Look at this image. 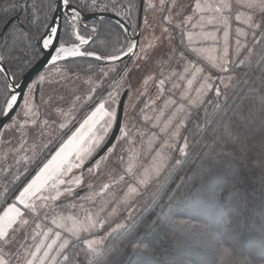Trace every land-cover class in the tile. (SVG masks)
Here are the masks:
<instances>
[{
    "label": "snow or ice",
    "instance_id": "obj_1",
    "mask_svg": "<svg viewBox=\"0 0 264 264\" xmlns=\"http://www.w3.org/2000/svg\"><path fill=\"white\" fill-rule=\"evenodd\" d=\"M139 4L140 9H137L136 0H85L84 3L81 0H42L41 7L37 9L35 3L29 4L28 0H10L11 11L21 7L29 14L24 15L23 19L19 14L9 16L3 21L4 26L0 27V118L9 119V129L13 133L26 134L31 138L32 156L23 157L17 163L25 173L31 172L32 166L38 171L20 186L15 194V202L9 203L0 214V264H61V260L63 264H218V253L229 255V250H236L239 236L247 223L249 199H255L257 191L261 197L260 206L264 208V177L258 190L248 192L240 187L230 188L228 177L224 176V166L227 165V172L232 182L236 183L240 168L249 161L254 166L258 164L264 172V80L259 86L246 82L245 88L237 94L230 114L221 122L219 129L213 130L212 141L208 145L211 151L201 155L205 170L199 183L193 185L188 194L187 207L191 209V215L172 210L173 201L179 194L177 189L156 215L152 228L143 234H133V211L150 189L160 182L161 169L145 168L141 171L131 159L126 161L123 155L116 161L120 172L95 193L103 200L102 194H106L112 185L122 184L127 188L121 201L127 213L122 222L112 219L116 209L106 212L103 203L97 205L91 197L80 196V191L92 187L84 176L85 165L91 160L99 171L97 159L102 157H93L109 139L110 130L116 127L120 131L118 144L129 135L127 125L121 123V117L128 115V109L123 107V98L131 97L136 87L133 76H139L141 80L144 77L152 79L149 73L153 72L157 62L163 64L166 61L171 68L179 57L184 66L183 72L172 73V76H191L189 85L197 77L211 81L216 76L224 84L225 90L229 86L233 90L239 87L233 84V74L227 66V47L223 49V56L213 61L211 67L200 66L201 49L192 45L191 34L187 42L185 40L189 24L192 28H207L202 31V44L218 43L217 33L220 32L227 44L233 20L246 25L254 37L257 30L264 31V16L257 19L254 13H241L234 8L232 0H217L212 5H201L197 0L194 6L196 11L191 15L177 12L173 18L163 17L166 26L162 29L154 27L147 17L149 11H157V6L151 0L147 3L139 0ZM160 5L159 11L164 12L165 0H160ZM243 6L248 9L260 8L264 12V0H244ZM174 7L176 3L172 0L167 10L171 12ZM134 10L143 13L141 22L135 27L132 26ZM205 12L210 15L205 16ZM85 13L98 15L99 19L89 27L85 22ZM104 13H109L115 23L106 21ZM242 15L245 16L243 20ZM193 20H197V23H192ZM13 23L20 31L11 30ZM129 32L132 35H128ZM25 33L27 43L23 39H15L17 36L24 37ZM174 33L180 35L178 44L175 43ZM241 34H245L244 29L237 28L236 35ZM239 43L237 39V46ZM18 53L28 63H31L29 56L36 58L44 54L50 57L53 67L61 61L68 64L77 59H88L90 66L95 63L99 68L96 75L98 80L112 81L104 89L106 99L88 97L93 101L94 110L76 131L60 141L50 159L45 157L46 162L40 160L43 151L48 148V145L42 144V140L46 135L63 132L68 127L64 121L71 112L65 111L69 107L67 101L61 104L50 96L48 100L36 101L37 106L41 103L48 105V119L43 121V127L36 120L28 119L39 86L47 76L40 74L30 84L23 82L15 67H12L19 59ZM116 77L125 81L126 86L121 83L117 87ZM165 79L159 80L162 89ZM204 86L213 87L210 83ZM113 88L114 92L111 90ZM120 88L125 89L123 93ZM214 90L217 96L221 95L220 87ZM117 97L122 98L117 100ZM76 99L79 101L80 98ZM132 106L135 107L134 104ZM63 134L67 135L66 132ZM187 146L185 139L179 152L186 155ZM110 147L114 151L116 145ZM163 147L171 150L173 145L166 141ZM257 153L260 159L253 160ZM111 155L109 152L106 158L110 159ZM74 170L81 171L73 175ZM86 171L92 179L97 178L92 166H88ZM15 179L19 180L20 176ZM80 199L91 201L97 210H85L83 204L74 202ZM80 211H84L82 220L78 215ZM261 221L264 222V213L261 214ZM157 226L160 232L154 234ZM170 232L173 239L179 234L201 237L202 258L194 260L191 256L169 250L166 241L170 238ZM29 240L32 243H28ZM258 259L264 260V256ZM245 264L252 262L245 261Z\"/></svg>",
    "mask_w": 264,
    "mask_h": 264
},
{
    "label": "rangeland",
    "instance_id": "obj_2",
    "mask_svg": "<svg viewBox=\"0 0 264 264\" xmlns=\"http://www.w3.org/2000/svg\"><path fill=\"white\" fill-rule=\"evenodd\" d=\"M125 2H127V0H125ZM145 2L147 3L148 0H145ZM151 2L157 6V11L154 13L149 11L147 17L149 21L150 18L151 20L153 19L150 22L154 27L162 29L166 26L163 17L168 16L169 18H173L177 12L183 13L184 15H191L193 11H196L194 6L197 0H175L176 7L172 8L171 12L167 9L164 12L159 11L161 6L160 0H151ZM216 2L217 0H200L201 5H212ZM232 3L234 8L239 9L241 13H254L257 19L264 16V12H262L260 8H245L243 6L244 0H239V2L238 0H232ZM165 8L167 7L165 6ZM203 14L205 16L210 15L208 12ZM244 18L245 16L242 15V20ZM192 23H197V20H193ZM237 28H243L245 34L237 36ZM203 30H207V28H192L191 24H189L185 31L186 42L188 35L191 34L192 45L201 49L202 63L200 66L211 67V63L223 56V49L224 47H227L228 56L226 59L229 61L227 66L231 69L233 74V84H236L241 75L235 67L244 64L245 62H251L255 59L259 50V42L262 39V31L257 30V35L254 37L252 33L248 31L246 25L233 20L227 44H225L222 32L217 33L218 43L207 42L206 44H202ZM174 35L176 37L175 43L178 44L180 35L179 33H174ZM237 39L240 41L239 46L236 44ZM241 61L242 63H239ZM58 63L54 67L51 65L46 69L47 71L45 74L47 79L43 83L41 99L46 96H51L58 101H60L61 98H63L62 101H67L69 107L65 108V111L71 112V115L67 117L64 122L68 125V129H71V126L81 120L86 113L90 115L91 111L94 110V108H92L93 101L89 100L88 97L92 96L94 100L100 98L104 89H107L109 85L112 84V81L98 80L96 78L97 74L94 73L90 75H81L73 71H68L67 69L60 68ZM120 67L122 68L123 65ZM183 67L184 66L179 57H177L176 62L171 68L167 66L166 61L163 64L157 62L153 72L149 73V75L153 77L152 79L144 77V79L141 80L139 76H133L132 79L136 87L133 88L131 97H128L126 100L125 108L128 109V115L123 118V124L127 125L126 130L129 132V135L125 140H121L119 144L116 140L114 143V145H116L115 150L113 151V149L110 148L103 156H101L102 158L97 160V163L100 164L99 171L95 169L94 165H90L96 173V179H92L91 174L86 171V166L90 160L85 165V169L83 170L84 176L87 178V183L92 187L80 196L91 197L97 205L103 203L106 212H112L113 209H116L115 214L112 216V219L116 222H122L123 216L127 214L124 206L121 204L127 188L122 184L120 186L112 185L106 194H102L104 196L103 200L97 197L95 193L99 192L100 187H102L103 184L110 183L113 175L120 172V168L117 167L116 163L118 158L123 155L126 161L131 159L135 166L141 168V171L145 168H151L153 170L161 169L160 182L156 184L155 187L151 188L148 194L145 195L140 200L139 204L136 205V208L133 211V218L136 219L156 198L165 179L179 164L176 163V161H181L186 155H188L191 140L188 141V139H186L185 131L190 118L202 110L208 96L212 92H215V87L221 88L222 93L220 96H225L233 89L232 86H229V88L225 90L224 84L220 83L216 76H213L211 81L197 77L191 85L188 84V80L192 79L191 76L184 75L183 78L180 76H172V73H182ZM217 67H219V65H217ZM209 74L210 73H206L205 75ZM220 75L223 76L224 74ZM167 77L171 78L165 79ZM160 79H165L163 89L159 84ZM121 83H125L126 86L125 81L119 80L117 82V87ZM209 83L213 86L212 88L204 86ZM225 83H227L226 78ZM92 89H96L97 91L93 92ZM111 90L114 92L115 88ZM124 90V88H120L121 93H123ZM73 92L74 94L72 96ZM69 96L72 97L71 100H69ZM76 97L80 98L79 101H77ZM106 98L105 94L103 99ZM120 98L121 97H117V100H120ZM173 101H175V103H173ZM133 104L135 107L132 106ZM73 105L74 107H72ZM41 106V110L39 111L33 102L28 119L30 121L36 120L43 127V121L48 119V105L41 103ZM90 108L91 110L87 112ZM141 109H143V111H141ZM88 115H86L84 119H86ZM83 120L79 122V125L72 132L79 128L80 124L83 123ZM181 121H183V124H181ZM10 123L5 126L0 133V204L3 205V209L6 208L9 203L15 202L14 196L8 203H6L12 196L11 194L13 190L17 186L22 185L27 180L31 179V176L35 174V171H38L37 168L34 171L31 170L32 173H25L21 168V165L17 163V161L21 160L23 157L32 156L33 153L30 150L32 140L26 134L13 133V131L9 129ZM66 129H64L63 132H65ZM112 130L113 128L110 130V134ZM63 132L58 131L54 135H46L43 138L42 144L48 145V148L43 151L40 160L46 162L45 157L50 159L51 155L55 154L53 148H55L56 142L59 138L62 137ZM119 137L120 134L118 138ZM185 139L187 140L188 145L186 155L180 153L178 150L179 147L185 143ZM166 141L173 145L171 150L167 147L162 148V145H164ZM100 149L96 151L95 155ZM109 152H111L112 155L110 159H107L106 157ZM40 166L42 167V164ZM34 168L36 167L32 166V169ZM80 171L81 170H74L73 175H78ZM17 176H20L19 180L15 179ZM5 177H7V179H5ZM77 190L80 189L78 188ZM74 202L83 204L85 210H97L93 207L91 201L80 199L74 200ZM78 215L82 220L84 217V211H80ZM68 225L69 227L72 226L71 221L68 222ZM112 226L114 227L115 225L113 224ZM28 243H32V241L29 240ZM191 249L193 250V248ZM179 252L181 254H187L191 251Z\"/></svg>",
    "mask_w": 264,
    "mask_h": 264
},
{
    "label": "trees",
    "instance_id": "obj_3",
    "mask_svg": "<svg viewBox=\"0 0 264 264\" xmlns=\"http://www.w3.org/2000/svg\"><path fill=\"white\" fill-rule=\"evenodd\" d=\"M28 2L29 4L34 2L36 8L39 9L42 0H28ZM81 2L84 3L85 0H81ZM136 2L137 9H140L139 0H136ZM9 4L10 0H0V27L4 26L3 21L8 19L9 16L14 17L19 14L20 18L23 19L24 15L29 14L27 10H22L21 7H17L15 11H11ZM132 15V26L135 27L139 20V11L134 10ZM104 19L110 23H115V21L110 18L104 17ZM95 22L96 20L89 21V24L93 25ZM86 24L89 26L88 23ZM11 30L14 32L20 31L16 23L11 25ZM34 36L35 33H33V37ZM261 38L258 54L255 59L251 62H245L244 64L235 67L241 75L236 82L239 87H235L234 90L232 89L225 96H217L215 92H212L213 94L211 93L208 96L202 110L190 118L185 131L186 139H188V141L191 140L188 155L179 162L174 171L165 179V182L161 186V190L149 207L140 213L135 219V224L132 228L133 234H143L152 228L156 215L164 205L167 204L169 196L177 189H179V194L176 196L175 201H173L172 210H180L188 215L192 214L191 209L187 207L188 194L193 185L199 183L202 173L205 170V161L201 159V155H207L208 152L211 151L208 145L212 141L213 130L219 129L221 122L225 121V117L230 114V109L233 103L237 100V94L245 88L246 82L259 86L261 81L264 80V31L261 33ZM15 39L17 41L23 39L24 43H27V33H25L24 37L17 36ZM17 55L19 59L14 65H12V67H15L18 77H23L42 57V54L36 58L29 56L31 63H28L19 53ZM59 64H62L66 69H71V71L81 75L97 74L99 72V68L96 67L95 63H92L90 66V61L88 59H77L68 64L61 61ZM245 101H247V97H245ZM237 106L239 107V105ZM259 159V153L253 156V160ZM224 168V176L228 177V186L230 188L240 187L246 189L248 192H252L254 189H259L261 179L264 177V172L261 171L258 164L254 166L252 161L242 165L236 183L232 182V178L227 172V165H225ZM35 169L36 168L32 169V171ZM20 186L21 185L17 186L13 190L11 194L12 196L6 203L15 196ZM260 199L259 191H257L255 199H249L248 212L246 214L247 223L243 227L239 236L236 250H229V255L218 253V264H245V261L252 262V264H264V260L258 259L259 257L264 256V222L261 221V214L264 213V208H261L260 206ZM177 206H179V209H177ZM2 210L3 205L0 204V214ZM158 232H160L159 226L154 230V234ZM172 236L173 233L170 232V238L166 241L169 250L176 252H187L189 250L191 251L190 253L183 255L191 256L194 260L202 258L200 255L202 251L201 237L179 234L175 235L173 239L171 238ZM191 248H193V250ZM61 264H63V261H61Z\"/></svg>",
    "mask_w": 264,
    "mask_h": 264
},
{
    "label": "water",
    "instance_id": "obj_4",
    "mask_svg": "<svg viewBox=\"0 0 264 264\" xmlns=\"http://www.w3.org/2000/svg\"><path fill=\"white\" fill-rule=\"evenodd\" d=\"M87 16V20L85 22H89V21H93V20H97L99 19V16H91L88 14H85ZM143 13L141 11H139V20L138 22H141V17H142ZM104 17L110 18L112 20L115 21L114 18L111 17V15L109 13H104L103 14ZM92 25H89V27H91ZM142 30V29H141ZM128 35H132L131 32L128 33ZM47 52V50H45V53ZM51 65L50 62V57H47L46 55H42V57L28 70V72L22 77L23 78V82H25L26 84H30L43 70H45L46 68H48ZM117 82L120 80L119 77H116ZM27 88H25L26 91ZM122 98V97H121ZM120 98V99H121ZM128 97H124L123 98V107L125 108V104H126V100ZM123 118L124 116L121 117V123L123 124ZM9 119L7 117H3L0 118V132L3 130V128L9 123ZM120 134V131L116 128L113 127V130L109 136V139L106 141V143L103 145V147L97 152V154L93 157V159H96L97 157H101L106 153V149L109 150L111 147L110 145H114V143L116 142L118 136ZM115 137V138H113ZM98 160V159H97ZM92 165V161L90 160V162L88 163V166ZM80 191V190H78ZM85 191H80V195L82 193H84Z\"/></svg>",
    "mask_w": 264,
    "mask_h": 264
},
{
    "label": "flooded vegetation",
    "instance_id": "obj_5",
    "mask_svg": "<svg viewBox=\"0 0 264 264\" xmlns=\"http://www.w3.org/2000/svg\"><path fill=\"white\" fill-rule=\"evenodd\" d=\"M165 6L168 8V7H170L171 6V0H165ZM166 8V9H167ZM153 13V12H152ZM153 20V19H152ZM151 20V18H150V21H152ZM86 23H88L89 24V22H86ZM152 24V23H151ZM90 25V24H89ZM143 30V29H142ZM43 55V54H42ZM59 64V63H58ZM50 67V66H49ZM59 67L60 68H63V69H66L65 67H64V65H62V64H59ZM47 69V68H46ZM43 70L40 74H45L46 73V71L47 70ZM39 74V75H40ZM38 77V76H37ZM37 77L33 80V81H35L36 79H37ZM32 81V82H33ZM31 82V83H32ZM42 88H43V84L42 85H40L39 86V91H38V93H37V96H36V100L34 101V105H35V107L37 108V109H39V111L41 110V104L39 105V106H37V104H36V101H39V100H41V98H42ZM26 91H27V89H26ZM73 94H74V92L72 93V96H73ZM104 96H105V92H103L102 93V95H101V97L100 98H98V99H102V98H104ZM47 97V96H46ZM43 97V100H48V98L49 97ZM72 99V97H70L69 96V100H71ZM60 102H61V104H63V101L62 100H60ZM48 107V106H47ZM92 108H94V107H92ZM91 110V108L87 111V112H89ZM86 115H88L87 113L84 115V117L81 119V120H79L78 122H76V124H73L72 126H71V130L69 131L68 130V127H67V129L65 130V132L67 133V135H62V137H60L59 138V140L56 142V146H55V148H53V151H55L56 149H57V147H58V145H59V143H60V141L62 140V139H66V137L69 135V134H71L72 133V131L79 125V122H81L85 117H86ZM10 123V122H9ZM8 123V124H9ZM7 124V125H8ZM6 125V126H7ZM5 128V127H4ZM1 133V132H0ZM37 169V168H36Z\"/></svg>",
    "mask_w": 264,
    "mask_h": 264
},
{
    "label": "crops",
    "instance_id": "obj_6",
    "mask_svg": "<svg viewBox=\"0 0 264 264\" xmlns=\"http://www.w3.org/2000/svg\"><path fill=\"white\" fill-rule=\"evenodd\" d=\"M8 206V205H7Z\"/></svg>",
    "mask_w": 264,
    "mask_h": 264
}]
</instances>
